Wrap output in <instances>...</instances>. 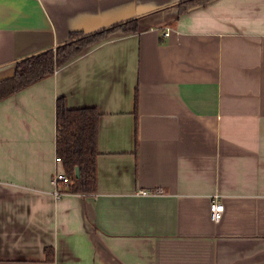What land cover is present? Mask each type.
<instances>
[{
    "label": "crops",
    "instance_id": "0c3cea01",
    "mask_svg": "<svg viewBox=\"0 0 264 264\" xmlns=\"http://www.w3.org/2000/svg\"><path fill=\"white\" fill-rule=\"evenodd\" d=\"M177 1L0 0V79L140 16L0 99V264H264V0ZM60 95L101 112L92 193L54 195Z\"/></svg>",
    "mask_w": 264,
    "mask_h": 264
},
{
    "label": "trees",
    "instance_id": "16d2710c",
    "mask_svg": "<svg viewBox=\"0 0 264 264\" xmlns=\"http://www.w3.org/2000/svg\"><path fill=\"white\" fill-rule=\"evenodd\" d=\"M209 0H178V13L205 4ZM140 16H132L93 30H73L69 38L54 46L21 56L15 61L13 74L0 79V99L48 75L86 47L108 37L114 31L140 30ZM137 99V91L135 94ZM100 110L95 105L72 107L66 95L56 98V153L63 160V167L70 178L62 183L68 192L92 193L98 181V123ZM79 166L80 174L76 175ZM46 256L52 257L53 247L45 246Z\"/></svg>",
    "mask_w": 264,
    "mask_h": 264
},
{
    "label": "built area",
    "instance_id": "2783aa9c",
    "mask_svg": "<svg viewBox=\"0 0 264 264\" xmlns=\"http://www.w3.org/2000/svg\"><path fill=\"white\" fill-rule=\"evenodd\" d=\"M170 29H171L170 27H167L164 31V34H169ZM55 160L57 162H60L63 166V160H62L60 155L56 154ZM62 168H63L62 170L56 171L55 174L53 175V178H52V181L54 184V195L56 197H60L63 195V193L67 192L64 189H61L58 185L60 183L68 184L70 181V178L67 175V173L65 172L64 167H62ZM157 191H159V190H155L154 192H157ZM138 192L140 194H148L152 191L149 189H139ZM210 210H211V217L216 221L220 220V218L222 217V212L224 210V203L220 200L218 193H215L213 198H212V201L210 204Z\"/></svg>",
    "mask_w": 264,
    "mask_h": 264
},
{
    "label": "water",
    "instance_id": "95a60500",
    "mask_svg": "<svg viewBox=\"0 0 264 264\" xmlns=\"http://www.w3.org/2000/svg\"><path fill=\"white\" fill-rule=\"evenodd\" d=\"M80 174V168L79 166L76 167V175L78 176Z\"/></svg>",
    "mask_w": 264,
    "mask_h": 264
},
{
    "label": "rangeland",
    "instance_id": "374dc122",
    "mask_svg": "<svg viewBox=\"0 0 264 264\" xmlns=\"http://www.w3.org/2000/svg\"><path fill=\"white\" fill-rule=\"evenodd\" d=\"M64 189V188H63ZM64 190H66V189H64Z\"/></svg>",
    "mask_w": 264,
    "mask_h": 264
}]
</instances>
